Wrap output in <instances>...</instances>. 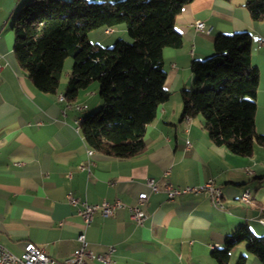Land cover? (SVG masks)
Returning a JSON list of instances; mask_svg holds the SVG:
<instances>
[{
	"label": "crops",
	"instance_id": "0c3cea01",
	"mask_svg": "<svg viewBox=\"0 0 264 264\" xmlns=\"http://www.w3.org/2000/svg\"><path fill=\"white\" fill-rule=\"evenodd\" d=\"M27 1L0 0V61L5 65L0 72L1 244L20 255L32 242L46 250L53 264H63L79 246L83 224L68 194L80 203L119 198L134 204L143 191L149 194L143 224L121 208L112 216L96 213L85 231L93 253L105 254L114 247L111 264H219L212 251L223 248L226 236L239 226L246 224L264 235V224L258 221L264 215V146L255 144L248 156L235 154L213 143L201 115L182 116L181 92L194 84L191 62L214 52L217 35L248 31L252 60L260 70L256 129L264 134V18H252L247 0H193L183 8L176 22L183 42L164 50L170 97L147 127V149L130 158L97 151L88 155L90 146L79 123L102 105L97 82L81 90L76 101H61L58 95H64L71 68L57 93L38 89L21 68L13 22ZM200 21L205 24L202 31L196 28ZM107 30L102 35L101 30L91 31L89 38L94 35L95 42L104 45L129 36L124 25ZM76 104L86 108L78 110ZM150 177L180 187L214 178L224 206L215 207L208 192L170 200L165 192L150 190ZM245 190L252 194L250 203L241 199ZM243 253L248 255L245 264H262L248 253L246 243L233 248L229 264H238ZM86 264L103 263L87 259Z\"/></svg>",
	"mask_w": 264,
	"mask_h": 264
},
{
	"label": "trees",
	"instance_id": "16d2710c",
	"mask_svg": "<svg viewBox=\"0 0 264 264\" xmlns=\"http://www.w3.org/2000/svg\"><path fill=\"white\" fill-rule=\"evenodd\" d=\"M193 0H28L15 15L14 52L21 68L43 92L57 93L67 58H73L64 97L76 101L81 90L99 85L102 105L79 123L95 151L130 158L147 149L145 133L170 92L164 50L183 42L177 18ZM228 1V0H227ZM252 18H264V0H247ZM126 27L131 41L119 38L112 47L93 43L91 31ZM250 32L221 33L214 52L194 59V84L181 92L183 118L201 115L214 144L248 156L255 144L264 146L256 129L260 70L252 60ZM246 243L248 253L264 264V235L241 225L212 255L229 264L235 246ZM248 255L241 254L238 264Z\"/></svg>",
	"mask_w": 264,
	"mask_h": 264
},
{
	"label": "built area",
	"instance_id": "2783aa9c",
	"mask_svg": "<svg viewBox=\"0 0 264 264\" xmlns=\"http://www.w3.org/2000/svg\"><path fill=\"white\" fill-rule=\"evenodd\" d=\"M204 22H197V30L202 31L204 29ZM109 32V29L107 30ZM261 44H264V40H261ZM4 64L0 61V72L4 68ZM59 100H65L62 94L58 95ZM86 108V105L76 104V109L82 110ZM187 119H190L187 117ZM190 144V141H187ZM93 152H88L91 156ZM84 168V166H81ZM169 173V170L164 172V177ZM146 185L150 188L152 192L163 191L166 193L167 197L172 200L184 194H200L202 192H208L212 198V202L215 207L223 208V191L222 188L217 184L214 178H209L203 183L196 185L187 186H175L168 180L163 182H158L155 178H148L146 180ZM68 201L75 206H78V213L83 218L82 229L78 234L79 246L71 253V255L65 260L63 264H86L87 259L98 260L103 264H111V252L114 251V247H110L109 251L105 254H95L88 247V241L86 238V229L90 226L91 222L96 213H101L103 216H112L117 209L127 208L130 212L131 219L138 225L143 224L147 219L148 215L144 211V205L148 200L149 194L146 191L140 192L136 198L134 204H127L121 199L117 198L113 201L104 200L100 203H80L79 199L68 194ZM241 199L250 203L252 199V194L249 190H245L241 196ZM258 221L264 224V215L258 217ZM53 259L43 248L37 246L36 244L29 242L25 245L22 254L17 255L11 252L3 244L0 243V264H53Z\"/></svg>",
	"mask_w": 264,
	"mask_h": 264
},
{
	"label": "rangeland",
	"instance_id": "374dc122",
	"mask_svg": "<svg viewBox=\"0 0 264 264\" xmlns=\"http://www.w3.org/2000/svg\"><path fill=\"white\" fill-rule=\"evenodd\" d=\"M98 30H101V35H102V31H103V30H102V29H97V30H95V32L98 31ZM99 32H100V31H99ZM95 34H96V33H95ZM90 36H91L90 38L93 40L92 42H93V43H97V42H95L96 40H94V39H96V38H94V35H90ZM117 39H119V38L117 37L113 42H110V44H104L103 46H105V47H112ZM125 40H127V41H131V38H130L129 36H127V39H125ZM72 66H73V58H72L71 56H69V57L67 58L66 62H65L64 71H63V75H62V76H65L66 73H67V71H68V69H69V68L72 69ZM98 86H99V85H98ZM99 96H100V95H99Z\"/></svg>",
	"mask_w": 264,
	"mask_h": 264
},
{
	"label": "bare ground",
	"instance_id": "6f19581e",
	"mask_svg": "<svg viewBox=\"0 0 264 264\" xmlns=\"http://www.w3.org/2000/svg\"><path fill=\"white\" fill-rule=\"evenodd\" d=\"M62 96H64V95L62 94ZM88 152H93L94 153L95 150L93 148L89 147ZM250 202H251V199H250Z\"/></svg>",
	"mask_w": 264,
	"mask_h": 264
}]
</instances>
